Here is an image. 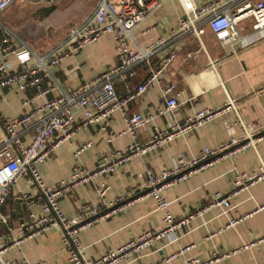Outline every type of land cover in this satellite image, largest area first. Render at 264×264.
I'll use <instances>...</instances> for the list:
<instances>
[{"label":"crops","instance_id":"0c3cea01","mask_svg":"<svg viewBox=\"0 0 264 264\" xmlns=\"http://www.w3.org/2000/svg\"><path fill=\"white\" fill-rule=\"evenodd\" d=\"M56 1L45 2L50 4L49 7H56L47 19L55 33L66 36L63 41L51 44L44 36L39 39L37 33L32 35L31 30L24 32L23 36L0 21V43L8 37L16 41L18 47L27 46L39 55L47 54L65 42L70 31L89 18L100 2L58 0L55 4ZM192 1L201 6L215 0ZM184 14L180 0H162V8L142 29L134 32L130 42L133 48H145L162 38L168 41L159 48L150 64L136 68L133 78L125 82L116 81L120 97H126L143 83L151 68L169 52L177 53L175 63L160 82L154 83L141 98L127 106L129 113H141L151 118L139 130L137 142L141 148H148L157 129L170 130L174 124H182L203 110L223 111L231 101H234V108L168 143L157 148L149 147L145 153L120 164L113 173L96 175L92 183L77 184L60 197V206L70 218L84 214L91 206H103L108 212L106 217L79 232L82 255L87 259H99L137 240L145 232H161L164 215L157 209L156 201L146 193L148 174L158 176L182 160L198 156L207 148L217 147L241 135L244 129L242 122L246 127L261 131L256 134L255 145L235 156H225L213 166L163 190L162 195L170 202V211L175 219L187 220L186 224L167 232L147 249L122 259L118 264H186L191 259L208 261L215 254L224 253H230L231 257L213 264H264V181L235 185L238 176L255 172L264 162V29L254 30V19L250 17L239 26L243 40L231 45H220L207 25L201 38L188 34L174 39L172 36ZM65 53L62 63L50 68L58 90L47 98H36V103L71 91L119 63V53L111 35L102 36L76 53L68 49ZM170 83L177 86L179 106L169 114L160 115L166 105L164 90ZM33 96L35 92H22L17 87L3 90L0 94V119H16L23 115L35 106L33 102L26 103ZM29 139L30 136H25L26 141ZM88 142H92V146L76 155ZM133 142L132 136L126 132L125 118L116 113L107 131H102L99 125L77 128L38 169L45 183L53 187L62 181H70L77 167L95 172L105 157L127 152ZM103 184H107L108 189L102 197L100 190ZM132 191L136 192L134 196L114 207L109 206L119 198L128 197ZM39 193L38 186L29 177H21L13 185L1 208L9 223H0V243L9 246L20 225L30 215L42 214L41 201L37 198ZM23 194L31 199H24ZM223 199H228L230 208L219 205ZM233 219L240 221L230 225ZM187 247H190L188 252L170 259ZM3 258L11 264L23 261L67 264L69 251L64 228L60 224L55 225L34 237L25 238L19 247H8Z\"/></svg>","mask_w":264,"mask_h":264},{"label":"built area","instance_id":"2783aa9c","mask_svg":"<svg viewBox=\"0 0 264 264\" xmlns=\"http://www.w3.org/2000/svg\"><path fill=\"white\" fill-rule=\"evenodd\" d=\"M52 1L0 0V15L16 4H40ZM180 1L185 14L172 36L174 39L183 38L188 34H195L201 38L205 32L204 26L207 25L220 45H231L243 40L239 26L242 21L250 17L254 19V30L264 29V0H215L201 6L194 4L192 0ZM161 8L162 0H100L94 13L74 27L65 42L44 55L35 53L27 46L18 47L16 41L8 37L0 43V94L3 90L13 87H17L22 92H35V97L26 102L28 104L33 102L35 105L33 108L16 119L7 117L0 119V223L4 225L9 223L8 218L1 213V208L8 200L13 185L21 177H29L38 186L40 193L37 198L42 206V214L30 215L28 220L20 225L9 246L4 242L0 243V264H11L3 258L8 247H19L25 238L34 237L59 224L65 231V244L69 251L67 264H118L122 259L147 249L167 232H172L186 224L187 220L175 219L170 211V202L162 195L163 190L213 166L225 156L237 155L257 142L256 134L261 131L246 127L241 122L244 128L241 135L234 136L217 147L207 148L198 156L182 160L158 176L148 174L146 193L156 201L157 209L163 212L164 229L158 233L145 232L137 240L112 250L96 260L87 259L82 255L83 246L79 232L90 227L96 220L106 217L108 212L104 211L103 206H91L84 214L70 218L60 206L61 196L68 194L77 184L92 183L96 175L107 176L113 173L120 164L129 161L137 154L145 153L149 147L157 148L168 143L180 134L196 130L213 117L234 108V101H231L223 111L203 110L187 118L182 124H174L170 130L157 129L150 146L141 148L137 142V134L151 118L141 113H129L127 106L130 102L141 98L154 83L160 82L175 63L177 53L169 52L158 65L151 68L148 78L126 97L118 95L116 81L125 82L133 78L136 68L142 64H150L159 48L168 42L167 39L162 38L145 48H133L130 44L134 32L142 29ZM104 35H111L116 44L119 53L118 65L71 91H64L52 99H46L43 103H36V98H47L58 90L50 68L62 63L66 56L65 50L76 53ZM176 90L177 86L174 83L166 86L164 90L166 105L160 111V115L169 114L179 106ZM116 113L122 114L125 118L126 132L133 138L134 142L129 150L105 157L95 172L80 166L74 170L70 181H62L53 187L48 186L38 166L44 163L59 145L66 143L77 128L99 125L102 131H107ZM25 136H30V139L26 141ZM91 146L92 142L83 144L76 155ZM260 181H264V162H261L255 172L238 176L235 185L238 187ZM107 189L108 185L103 184L100 190L102 197ZM135 193L132 191L128 197L119 198L109 206L114 207L134 196ZM23 198L28 201L31 199L27 194H23ZM219 205L226 209L231 207L228 199H223ZM239 221L233 219L230 225H235ZM189 250L190 247L184 248L170 259ZM230 257V253L215 254L212 260L191 259L186 264H213ZM20 264L38 263L23 261Z\"/></svg>","mask_w":264,"mask_h":264},{"label":"rangeland","instance_id":"374dc122","mask_svg":"<svg viewBox=\"0 0 264 264\" xmlns=\"http://www.w3.org/2000/svg\"><path fill=\"white\" fill-rule=\"evenodd\" d=\"M73 1L74 0H68L67 2ZM55 4H58V0ZM43 6L45 8H48L50 4H16L11 7L8 12L0 16V21L2 23H5L8 28L12 29V31H15L17 34L20 33V35L24 36V32H28V30H31V32L33 31L31 34L34 35L35 33H37L39 39L44 36V39L51 44L59 43L63 41L66 36L55 33L52 30V23L49 19H40L37 12L38 10H40V8L42 9ZM58 14L60 15V12ZM61 14L62 17H64L63 13Z\"/></svg>","mask_w":264,"mask_h":264},{"label":"trees","instance_id":"16d2710c","mask_svg":"<svg viewBox=\"0 0 264 264\" xmlns=\"http://www.w3.org/2000/svg\"><path fill=\"white\" fill-rule=\"evenodd\" d=\"M55 10H56V7L51 6L48 8L38 10L37 14L39 15L40 19L43 20V19L48 18ZM3 24L6 25L5 23Z\"/></svg>","mask_w":264,"mask_h":264},{"label":"water","instance_id":"95a60500","mask_svg":"<svg viewBox=\"0 0 264 264\" xmlns=\"http://www.w3.org/2000/svg\"><path fill=\"white\" fill-rule=\"evenodd\" d=\"M33 1H40V0H33ZM44 1H52V0H44ZM264 134V133H263Z\"/></svg>","mask_w":264,"mask_h":264}]
</instances>
